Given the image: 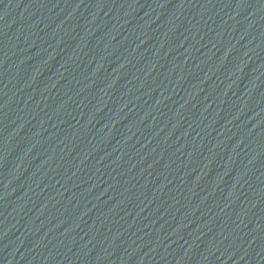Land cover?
Masks as SVG:
<instances>
[{"label":"water","instance_id":"obj_1","mask_svg":"<svg viewBox=\"0 0 264 264\" xmlns=\"http://www.w3.org/2000/svg\"><path fill=\"white\" fill-rule=\"evenodd\" d=\"M0 264H264V0H0Z\"/></svg>","mask_w":264,"mask_h":264}]
</instances>
